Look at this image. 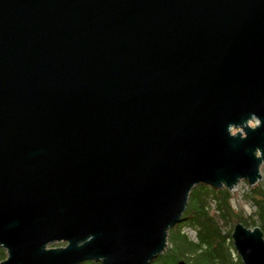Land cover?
Listing matches in <instances>:
<instances>
[{
	"label": "water",
	"instance_id": "1",
	"mask_svg": "<svg viewBox=\"0 0 264 264\" xmlns=\"http://www.w3.org/2000/svg\"><path fill=\"white\" fill-rule=\"evenodd\" d=\"M262 167L264 0H0V264H152Z\"/></svg>",
	"mask_w": 264,
	"mask_h": 264
},
{
	"label": "trees",
	"instance_id": "2",
	"mask_svg": "<svg viewBox=\"0 0 264 264\" xmlns=\"http://www.w3.org/2000/svg\"><path fill=\"white\" fill-rule=\"evenodd\" d=\"M245 183L249 190L243 201L249 207L240 203L237 207L233 191L226 187L196 186L182 221L169 231L167 249L152 264H177L182 259L189 264H243L232 239L235 225L242 222L264 230V179L255 185ZM6 256L0 247V261ZM82 264L101 263L88 260Z\"/></svg>",
	"mask_w": 264,
	"mask_h": 264
},
{
	"label": "rangeland",
	"instance_id": "3",
	"mask_svg": "<svg viewBox=\"0 0 264 264\" xmlns=\"http://www.w3.org/2000/svg\"><path fill=\"white\" fill-rule=\"evenodd\" d=\"M236 129L233 130L234 133H236ZM262 174H263V179H264V167H262ZM263 179H261L260 181H262ZM251 185V184H250ZM249 190V185L247 183H245V180H242L238 186H236L234 189H232L233 193H234V201H235V205L238 207L239 203L245 206L249 207L248 203H245L243 201V194L245 192H247ZM252 228V227H251ZM190 233H192L193 235H195L194 231H190ZM56 245H52V246H59V245H65L64 242H58L55 243Z\"/></svg>",
	"mask_w": 264,
	"mask_h": 264
}]
</instances>
